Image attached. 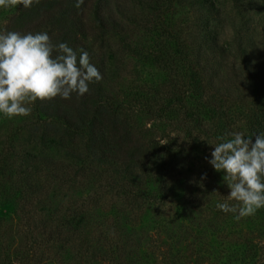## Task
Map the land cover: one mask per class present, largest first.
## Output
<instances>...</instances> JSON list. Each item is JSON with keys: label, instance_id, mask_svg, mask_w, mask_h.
I'll list each match as a JSON object with an SVG mask.
<instances>
[{"label": "rangeland", "instance_id": "obj_1", "mask_svg": "<svg viewBox=\"0 0 264 264\" xmlns=\"http://www.w3.org/2000/svg\"><path fill=\"white\" fill-rule=\"evenodd\" d=\"M164 1L162 7L155 0H107L102 12L111 18L108 24L100 25L86 11L71 40L80 45L79 54L87 51L111 72L100 83L110 105L148 144L145 156L156 159L158 166L161 158L176 160L180 172L166 174L167 195L144 204L131 202L116 182L136 185L114 182L112 171L92 159L86 137L75 135L71 141L65 121L41 118L36 102L28 105V116L0 113V259L8 254L15 264H61L55 261L56 249L46 250L38 239L30 242L32 235H41L32 223L55 208L65 212L83 207L97 230L88 241L86 262L75 259L71 264H264V208L237 220L216 207L236 203L228 201L224 173L208 162L218 143L211 134L217 119L200 118L193 125L187 108L173 96L184 95L192 67L202 77L209 102L226 112L232 132L249 136L242 113L259 95L264 110V0H212L218 14L206 33L198 15L200 0ZM13 10L0 8V33H5ZM52 25L57 23H48ZM43 32L44 27L37 31ZM214 42L224 49L217 54L219 63L197 62V48L213 47ZM47 123L55 126L54 132ZM29 152L38 156L37 162L23 172ZM40 158L52 159L51 165L39 167ZM194 164L204 167L202 175ZM187 166L197 179L186 177ZM195 181L214 186L195 192ZM154 187L157 191L149 177L138 186L147 192ZM209 189L212 198L201 196ZM98 229L105 241L97 238ZM64 249L76 251L68 244Z\"/></svg>", "mask_w": 264, "mask_h": 264}, {"label": "trees", "instance_id": "obj_2", "mask_svg": "<svg viewBox=\"0 0 264 264\" xmlns=\"http://www.w3.org/2000/svg\"><path fill=\"white\" fill-rule=\"evenodd\" d=\"M155 1L161 2L160 6H165L164 0ZM167 1L169 0H166V3ZM75 4L76 0H40L39 4L33 3L30 8H24L23 5L15 6L11 20L5 27V32L37 33L39 29L44 27L45 32L43 33H47L54 44L67 43L69 47L76 51L79 59L80 45L74 42L75 39L72 38L71 40L77 24L79 26V16L84 15L86 11L87 13L92 12L93 18L102 26H106L111 18L109 19L102 12L107 4V0H84V4L80 8H77ZM217 14V9L212 0H200L198 15L199 20L205 26L203 33L207 32L206 29L209 31L212 30V28L209 27L208 29L206 26L215 21ZM58 17H61V20L57 22ZM52 21L57 23L56 27L54 25L48 26V23ZM209 39L213 41L210 36H208ZM223 50V47L220 45L216 46L214 42L213 47L209 44L208 46L205 45L202 48H197L195 56L197 62L201 64H212L213 62H215L214 64H218L217 54ZM212 58H215V60L212 61ZM92 60L95 59L90 57V63L97 67L103 77L100 81L109 79L111 72L107 71V68L101 67V63H96V60L95 62ZM100 81L90 83L89 92L83 96L72 93L70 99H62L59 96L44 101L37 99L35 102L37 103L36 105L39 111H41V118L45 115V117L55 116L63 119L67 125V131L70 132V140L73 142L75 135H79L80 137L84 135L87 139V147L92 155V159L102 164L107 170L112 171V176L115 178L114 182L121 179L123 181H131L133 187L136 185L135 188H129L127 182H120L119 184L116 182V185H120V192L130 198L132 200L131 202L144 204L148 200L163 199L168 193V187L164 183L167 181L166 174L172 175L180 172V168L176 167V163L174 162L176 160L170 159V161H167L161 158L158 166L156 159L145 156L146 150L149 149L148 144L137 138L134 131H132L126 122V119L116 112L114 106L110 105L111 103L109 102L107 93L104 91ZM187 86L188 88L184 91V95L173 94V96H177L181 104L187 108V116L190 122L193 121V125L200 118L211 119L213 121L217 119L215 120L216 126L212 129L211 134L220 143L221 141L217 139L218 137L232 132L231 123L225 118L226 112L212 102H209L207 96H205L202 77L192 67L187 75ZM65 100L67 101L65 102ZM241 117L245 119L249 136L264 132V110L262 108L261 95L255 100L248 112L242 113ZM46 126L48 130L54 132V125L47 123ZM254 140L255 137L253 136ZM29 155L26 162L34 165L37 162L38 156L33 153L30 154V152ZM51 161L52 159L45 160L40 158L39 167L42 163L44 166L51 165ZM30 164L27 168L23 169V172H28V170L33 168ZM199 166L201 165H193V168H197L198 172L192 171L188 166L187 168L185 167L190 172L186 177L191 176L192 180H195L198 177L193 172H196L197 175H202L204 167L200 168ZM98 170L95 169L96 173L98 176H102V173ZM146 177L150 178L151 183H156L158 186L157 191H154L155 187L151 189V192L142 191L138 188L142 179ZM153 179L154 181H152ZM192 184L195 192L198 189H208L214 186H210L207 182H204L202 185L201 182L197 181ZM211 194L209 189V191H203L201 196L210 199ZM23 209L26 210L25 207ZM27 211L29 210L27 209ZM45 215L39 217L40 219L38 218L36 220L37 223L35 222L34 225L32 223V227L38 228L41 235L39 234V238L36 235H32L33 239L30 242L35 243L38 239L39 244L44 242V246L47 248L46 250L56 249V252H53L56 257L55 261L60 259L59 262L61 264H71L75 259H78L80 262H86L84 256L85 251L90 246L88 241L93 239L94 232L97 230V225L92 222L94 219L91 217L89 209L86 210L83 207H79V209L67 208L65 212H62L59 208H55L52 213ZM23 216L28 215L23 214ZM26 223L28 225L31 224V222L27 221ZM97 232V238H102L105 241L106 236L103 235L104 232L100 229ZM65 244H68V247H72L76 251L72 252L70 249L69 251L66 250V252L64 249ZM81 245L84 246L83 250H79V246ZM115 247H117L116 243ZM63 249L64 251L60 255ZM92 253L96 254L95 251ZM43 258L47 259L48 255H45ZM0 261L1 264L16 263L14 258H9L8 254L2 256Z\"/></svg>", "mask_w": 264, "mask_h": 264}, {"label": "clouds", "instance_id": "obj_3", "mask_svg": "<svg viewBox=\"0 0 264 264\" xmlns=\"http://www.w3.org/2000/svg\"><path fill=\"white\" fill-rule=\"evenodd\" d=\"M39 2L0 0V8H30ZM83 4L84 0H76L75 6ZM80 53L78 59L67 43L54 44L47 33H0V113L8 118L28 116L32 111L28 105L37 99H70L72 93H88L89 84L103 77L90 63L89 53L83 49ZM217 139L221 142L212 144L208 162L224 173L230 189L228 201L236 203H217L216 207L235 214L237 220L252 216L264 208V132L247 137L231 132Z\"/></svg>", "mask_w": 264, "mask_h": 264}]
</instances>
